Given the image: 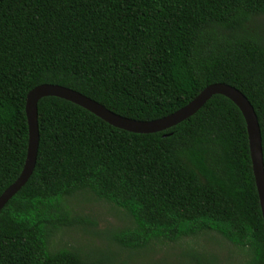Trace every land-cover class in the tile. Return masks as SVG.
Instances as JSON below:
<instances>
[{
	"label": "trees",
	"instance_id": "obj_1",
	"mask_svg": "<svg viewBox=\"0 0 264 264\" xmlns=\"http://www.w3.org/2000/svg\"><path fill=\"white\" fill-rule=\"evenodd\" d=\"M259 17L264 0H0V196L24 168L26 99L43 84L151 121L226 83L253 104L264 158ZM38 124L34 173L0 213V264H114L109 251L55 245L66 228L96 225L68 205L81 193L130 218L107 233L130 253L212 232L243 250L241 264H264L247 126L228 98L163 133L117 129L57 97L39 102Z\"/></svg>",
	"mask_w": 264,
	"mask_h": 264
},
{
	"label": "water",
	"instance_id": "obj_2",
	"mask_svg": "<svg viewBox=\"0 0 264 264\" xmlns=\"http://www.w3.org/2000/svg\"><path fill=\"white\" fill-rule=\"evenodd\" d=\"M215 95L231 100L241 111L247 126L250 157L253 174L259 195L264 220V158L262 134L258 115L250 100L237 88L226 83H214L206 87L189 104L178 111L151 121H141L119 115L101 103L70 88L43 84L32 89L26 99V115L29 127L27 157L24 168L17 180L0 196V213L8 202L28 183L37 164L40 132L38 124V104L48 97H57L69 101L95 115L107 124L135 134H155L166 132L194 116ZM170 134H165V137Z\"/></svg>",
	"mask_w": 264,
	"mask_h": 264
},
{
	"label": "rangeland",
	"instance_id": "obj_3",
	"mask_svg": "<svg viewBox=\"0 0 264 264\" xmlns=\"http://www.w3.org/2000/svg\"><path fill=\"white\" fill-rule=\"evenodd\" d=\"M256 24L264 30V17L257 18ZM68 205L75 214L93 220L96 225L62 230L55 237L57 248H78L84 253L109 251L116 256L114 264H196L195 255L215 258L216 264H241L246 259L243 250L212 232L177 242L155 241L145 250L130 253L107 238L110 231L133 226L123 210L98 201L89 193L70 198Z\"/></svg>",
	"mask_w": 264,
	"mask_h": 264
}]
</instances>
